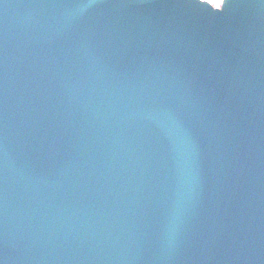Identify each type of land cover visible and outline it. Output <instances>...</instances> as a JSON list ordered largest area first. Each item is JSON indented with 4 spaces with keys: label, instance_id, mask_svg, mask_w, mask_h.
Wrapping results in <instances>:
<instances>
[{
    "label": "water",
    "instance_id": "obj_1",
    "mask_svg": "<svg viewBox=\"0 0 264 264\" xmlns=\"http://www.w3.org/2000/svg\"><path fill=\"white\" fill-rule=\"evenodd\" d=\"M0 264H264V0H0Z\"/></svg>",
    "mask_w": 264,
    "mask_h": 264
},
{
    "label": "rangeland",
    "instance_id": "obj_2",
    "mask_svg": "<svg viewBox=\"0 0 264 264\" xmlns=\"http://www.w3.org/2000/svg\"><path fill=\"white\" fill-rule=\"evenodd\" d=\"M205 2L209 3L210 5L214 7H218L221 3V0H204Z\"/></svg>",
    "mask_w": 264,
    "mask_h": 264
}]
</instances>
